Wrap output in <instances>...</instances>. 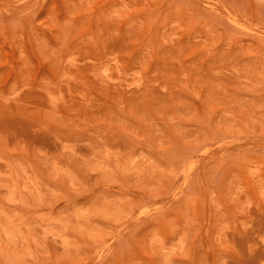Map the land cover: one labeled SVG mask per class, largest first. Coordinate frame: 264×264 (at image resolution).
Masks as SVG:
<instances>
[{
	"label": "rangeland",
	"instance_id": "obj_1",
	"mask_svg": "<svg viewBox=\"0 0 264 264\" xmlns=\"http://www.w3.org/2000/svg\"><path fill=\"white\" fill-rule=\"evenodd\" d=\"M0 264H264V0H0Z\"/></svg>",
	"mask_w": 264,
	"mask_h": 264
}]
</instances>
